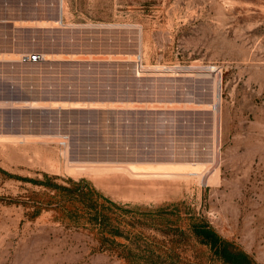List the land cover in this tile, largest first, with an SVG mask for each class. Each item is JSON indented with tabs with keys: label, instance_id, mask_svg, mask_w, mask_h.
I'll use <instances>...</instances> for the list:
<instances>
[{
	"label": "rangeland",
	"instance_id": "rangeland-1",
	"mask_svg": "<svg viewBox=\"0 0 264 264\" xmlns=\"http://www.w3.org/2000/svg\"><path fill=\"white\" fill-rule=\"evenodd\" d=\"M33 52L44 60L19 61ZM70 100L103 108L46 107ZM64 146L73 161L199 174H72ZM47 179L86 181L131 212L105 211L101 231L83 204L34 182ZM158 208L177 214L142 215ZM190 217L264 264V0H0V264H128L121 253L148 243L221 264L187 231Z\"/></svg>",
	"mask_w": 264,
	"mask_h": 264
},
{
	"label": "trees",
	"instance_id": "trees-1",
	"mask_svg": "<svg viewBox=\"0 0 264 264\" xmlns=\"http://www.w3.org/2000/svg\"><path fill=\"white\" fill-rule=\"evenodd\" d=\"M36 184L42 185L54 191L61 193L69 198L70 201L78 202L84 205L86 213L91 222H94L97 227L103 231L107 223L108 216L105 211L112 209H120L122 211L131 212L128 209H123L112 201L102 197L86 181L71 182V186H63L56 183H51L49 179L44 182L34 181ZM102 198L108 206L99 202ZM177 214L174 208L168 210L158 208L143 213V216L151 220H166L170 215ZM190 223L187 231L195 238L199 245L204 246L210 253L211 260L220 262L221 264H257L253 258L245 251L236 247L232 242L223 238L211 225L206 221L197 217H190ZM139 222V220H136ZM178 235L184 236V231L176 229ZM155 247V248H154ZM122 258L128 264H185L182 261L181 253L174 247L165 248L159 246H151L150 243L140 246L135 249L129 248L124 253H121Z\"/></svg>",
	"mask_w": 264,
	"mask_h": 264
},
{
	"label": "bare ground",
	"instance_id": "bare-ground-1",
	"mask_svg": "<svg viewBox=\"0 0 264 264\" xmlns=\"http://www.w3.org/2000/svg\"><path fill=\"white\" fill-rule=\"evenodd\" d=\"M60 7H61V10L63 11V6H62V1H61V4H60ZM61 11V12H62ZM61 14V13H60ZM141 45V44H140ZM134 56V55H133ZM132 55H128V56H126V58L124 59L125 61H133V58L131 59L130 57H133ZM110 58V57H109ZM138 58V57H137ZM62 58L61 57H57L56 58V60H61ZM64 59V58H63ZM65 60H67V59H65ZM122 60V59H121ZM176 71V70H175ZM177 74V73H176ZM216 95H218V94H216ZM216 95H215V97H214V101L213 102H217V104L215 103L214 105H219L218 103V101H219V99H218V96L216 97ZM25 101V102H24ZM24 101H22L23 102V106L25 105L26 107H28V108H44L45 107V102L44 103H42V102H40V101H37V100H31V101H26V100H24ZM21 102V101H20ZM19 101H16V102H8V103H11L12 105H15L16 103H20ZM21 102V103H22ZM128 103H130L129 101H127ZM134 102H136V101H134ZM133 102V103H134ZM110 102H108V104H109ZM125 103V102H124ZM132 103V102H131ZM138 103V102H137ZM139 103H141V102H139ZM148 103V102H147ZM153 103H155V102H153ZM161 102H159L158 104H160ZM3 104V103H2ZM105 104V103H104ZM48 105V104H47ZM103 104L102 103H100V102H85V101H78V100H70V101H64V102H50V104H49V106H46V107H51V108H61V109H102L103 108V106H102ZM131 105V104H130ZM134 105V104H133ZM143 105V104H142ZM147 105V104H146ZM150 105V104H149ZM149 105H147V106H149ZM214 105H210L211 107L212 106H214ZM128 106V105H127ZM136 106H137V104H136ZM140 106V105H139ZM12 107H20V106H12ZM135 107V106H134ZM146 107V106H145ZM150 107H152L151 105H150ZM154 107V106H153ZM128 108V107H127ZM131 108H133V107H131ZM130 108V109H131ZM137 107H135V109H136ZM158 108V107H157ZM134 109V108H133ZM154 109H156V108H154ZM18 138L19 137H21L22 138V140L23 141H25L26 139V137L27 136H25V135H18L17 136ZM52 137V136H51ZM53 137H55V136H53ZM60 137H61V135H60ZM63 137V136H62ZM58 138V137H57ZM67 139V138H66ZM68 140V139H67ZM66 141V140H65ZM66 142H68V141H66ZM65 142V143H66ZM69 144V143H68ZM66 146H68V149H69V145H66ZM64 148H66L65 150H63V152L61 153V155H63L64 157H65V159H66V161H67V163H66V161H65V166H67V168L65 167V169H66V171H70L72 174L73 173H77L78 175H80V174H87V175H92V176H94V177H96L97 176V174L99 175V173H100V171H102V174H103V171H106V172H119V173H122V174H126V175H129V177H131V178H165V177H171V178H174L173 176H178V175H182L183 177H185V176H187V175H195V174H199V172H197V171H189V172H186V171H184V172H181V173H179V172H171V171H169V168H166V167H159V165H163V163H160V162H142V161H137V160H131V161H129V160H127V161H125V160H123V161H112V160H106V161H102V160H100L99 158L97 159V157L94 159H92V158H90L89 156H84V158L83 157H81L83 160H78L79 158L77 157V158H75V159H77L76 161L74 160H71L68 156H69V152L71 153V151H67V147H65L64 146ZM60 150V149H59ZM69 150H71V149H69ZM62 151V150H61ZM60 151V152H61ZM98 151V150H97ZM79 152H81L80 150H79ZM93 153V152H92ZM100 153V152H99ZM98 153V154H99ZM77 154V153H76ZM75 154V155H76ZM59 155V154H58ZM71 155V154H70ZM93 155H94V153H93ZM97 155V154H96ZM107 155V154H106ZM100 156V155H99ZM102 156V155H101ZM58 157V156H57ZM72 157V156H71ZM80 157V156H79ZM121 158V157H120ZM59 159H60V157H59ZM128 159V158H127ZM121 160V159H120ZM214 161V160H213ZM212 161V162H213ZM63 162H64V160H63ZM201 163V162H200ZM185 164H187V165H199V163H185ZM204 164V163H203ZM205 164H207V163H205ZM213 164H214V162H213ZM63 165V164H62ZM52 166V165H51ZM208 166V165H207ZM64 168V167H63ZM63 170V169H62ZM208 171V170H207ZM211 171V170H210ZM214 173H213V175L215 176V177H217V167L216 168H214ZM105 172V173H106ZM212 174L210 175V178L212 179V178H214V180L216 181V179H215V177L213 176ZM74 176H77V175H74ZM198 176V175H197ZM90 177V176H89ZM209 178V180L211 181V179ZM207 181V180H206ZM209 181V182H210ZM214 181V182H215ZM135 182V181H134ZM208 182V181H207ZM211 183H213L212 181H211ZM132 184V183H131ZM109 185H111V184H109ZM141 185V184H140ZM166 185V184H165ZM108 186V185H107ZM114 186V185H113ZM124 186V185H123ZM130 186H132V185H130ZM122 187V186H121ZM120 187V188H121ZM147 187H149V186H147ZM115 188V187H114ZM139 188V187H138ZM141 188H142V186H141ZM146 188V187H145ZM144 187H143V189H145ZM150 188V187H149ZM151 188H154V187H152L151 186ZM169 188V187H168ZM116 189V188H115ZM110 190V189H109ZM117 190V189H116ZM118 190H119V188H118ZM131 190V189H130ZM130 190H129V192H130ZM146 190V189H145ZM149 190V189H148ZM169 190V189H168ZM143 191V190H142ZM165 191V190H164ZM112 192V191H111ZM128 192V193H129ZM149 192H152V190L150 191L149 190ZM157 192V191H156ZM116 193H119V191L118 192H116ZM135 193V192H134ZM154 193V192H153ZM159 193H161V190H160V192ZM162 193H163V190H162ZM114 194H115V192H114ZM139 194H143V193H139ZM118 195H120V194H118ZM132 195V198L133 197H135V195L136 194H134V196H133V194H130L129 196H131ZM125 196H126V194H125ZM125 196L124 197H122V198H125ZM137 196H138V194H137Z\"/></svg>",
	"mask_w": 264,
	"mask_h": 264
},
{
	"label": "built area",
	"instance_id": "built-area-1",
	"mask_svg": "<svg viewBox=\"0 0 264 264\" xmlns=\"http://www.w3.org/2000/svg\"><path fill=\"white\" fill-rule=\"evenodd\" d=\"M42 60H44V55H42L39 52H33L31 54L28 55H23L20 57L19 61L21 63H30V64H34V63H39ZM66 137H64L65 139ZM61 144H65V141L62 140Z\"/></svg>",
	"mask_w": 264,
	"mask_h": 264
}]
</instances>
